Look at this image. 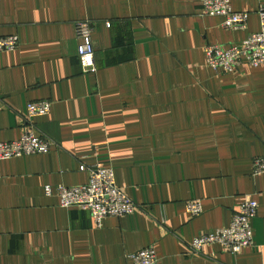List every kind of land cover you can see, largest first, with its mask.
<instances>
[{
	"label": "crops",
	"instance_id": "crops-1",
	"mask_svg": "<svg viewBox=\"0 0 264 264\" xmlns=\"http://www.w3.org/2000/svg\"><path fill=\"white\" fill-rule=\"evenodd\" d=\"M231 5L249 12L244 29L200 15L199 0H0V37L19 38L0 52V142L20 136L28 102L49 99L50 113L29 123L53 144L0 160V264H131L148 245L157 264H264V173L251 171L264 156V65L215 72L203 50L258 32L264 0ZM88 19L95 71L85 72L76 23ZM81 164L111 166L136 210L97 227L59 206L57 184L88 182ZM249 196L250 247L191 250Z\"/></svg>",
	"mask_w": 264,
	"mask_h": 264
},
{
	"label": "built area",
	"instance_id": "built-area-1",
	"mask_svg": "<svg viewBox=\"0 0 264 264\" xmlns=\"http://www.w3.org/2000/svg\"><path fill=\"white\" fill-rule=\"evenodd\" d=\"M200 15L218 16L222 18L221 26L225 30L244 29L249 12L234 10L231 0H199ZM259 16V30L245 37L239 44L223 47L217 44H206L203 47L205 65L215 72H236L245 62L248 66L258 68L264 65V9L256 11ZM106 26H110L108 21ZM92 22L80 20L76 23V35L80 39L76 53L82 71H95L94 53L92 45ZM19 38L16 35L0 37V52L17 49ZM23 125L20 136L16 140L0 142V160L19 158L23 155H39L49 152L52 142L45 136L37 134L29 123L34 117L48 115L51 111L49 99H37L26 104ZM79 170L88 175V182L81 185L65 186L57 184L55 192L58 204L64 208L78 207L90 213L92 222L99 227L104 218L122 217L136 210L138 207L126 195L122 187L115 183V174L111 166H86L81 164ZM253 174L264 173V156L255 157L252 161ZM50 192V187L45 188ZM187 213L197 216L202 212L199 200L185 202ZM257 202L252 197H241L237 210L232 214L229 225L225 228H216L213 232H201L190 241L194 253L205 247L220 244L230 253H238L250 247L252 241L251 219L257 215ZM131 264H157L154 246L131 252L128 255Z\"/></svg>",
	"mask_w": 264,
	"mask_h": 264
}]
</instances>
